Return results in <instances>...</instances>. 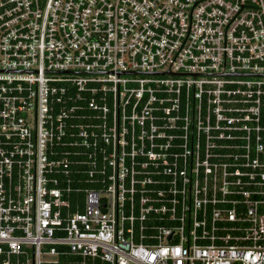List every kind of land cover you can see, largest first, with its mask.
<instances>
[{
    "label": "built area",
    "instance_id": "built-area-1",
    "mask_svg": "<svg viewBox=\"0 0 264 264\" xmlns=\"http://www.w3.org/2000/svg\"><path fill=\"white\" fill-rule=\"evenodd\" d=\"M264 264V0H0V264Z\"/></svg>",
    "mask_w": 264,
    "mask_h": 264
},
{
    "label": "trees",
    "instance_id": "trees-1",
    "mask_svg": "<svg viewBox=\"0 0 264 264\" xmlns=\"http://www.w3.org/2000/svg\"><path fill=\"white\" fill-rule=\"evenodd\" d=\"M44 264H82V259L79 256L67 253L59 256V258L56 261L45 262ZM85 264H107V263L103 262L100 259H96V260L88 259L85 261Z\"/></svg>",
    "mask_w": 264,
    "mask_h": 264
}]
</instances>
